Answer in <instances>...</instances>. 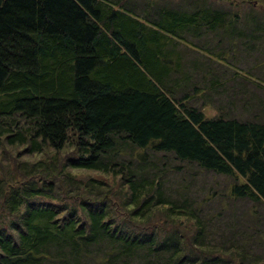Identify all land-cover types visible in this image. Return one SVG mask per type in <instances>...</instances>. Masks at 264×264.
I'll return each mask as SVG.
<instances>
[{"label":"trees","instance_id":"1","mask_svg":"<svg viewBox=\"0 0 264 264\" xmlns=\"http://www.w3.org/2000/svg\"><path fill=\"white\" fill-rule=\"evenodd\" d=\"M263 69L264 0H0V264L258 262L255 217L164 184L175 160L264 205V86L226 85Z\"/></svg>","mask_w":264,"mask_h":264},{"label":"rangeland","instance_id":"2","mask_svg":"<svg viewBox=\"0 0 264 264\" xmlns=\"http://www.w3.org/2000/svg\"><path fill=\"white\" fill-rule=\"evenodd\" d=\"M140 11V7H138ZM195 57H201V54L195 53L193 54ZM234 63V66L231 68L232 70L226 69V67H222V72L229 76V71L236 70L238 72L245 70H253L254 63H255V55L246 56L244 54L239 55L234 60H231ZM264 73V69L262 70ZM258 74V72H255ZM260 73V72H259ZM230 78V77H229ZM229 91L235 93L238 89H242L244 86L247 87V92L252 94L255 90L254 87L257 89L260 86H264L260 81L257 80L256 77H248L244 72H241L238 77L229 79L226 82ZM259 86V87H258ZM245 88V87H244ZM256 91V90H255ZM212 94V99L216 100L218 98H222L216 96L214 90L209 91ZM225 98V97H223ZM200 101L196 103L199 105ZM238 107V105H237ZM236 107V108H237ZM203 112L206 117L213 118L216 115V111L213 107L206 106L203 108ZM9 164L13 163V160H8ZM170 163L174 166H178L180 168L185 167L182 169L181 172H173L165 177V188L169 194L172 196L178 197L177 189L182 188L184 186L187 187V196L195 200L197 205L202 204V209L204 213H214L222 211V218H220L217 222L223 229H225L226 222H233L238 221L239 223H245L250 216L256 222L253 223L256 225V228H259V224L261 225V233H264V228H262L264 224V205L263 204H256L253 206L251 203L245 200H231V192L232 186L234 182L225 176L216 175L213 173L205 172L198 169L195 166L187 165L184 163H179L175 160H171ZM92 176L96 178H100L101 176L94 173H79V178H86V176ZM107 181H111L110 179H106ZM206 200V201H205ZM205 201V202H204ZM257 238V237H256ZM257 244L254 245L248 252L247 257L253 258V256L257 255L258 257H262L258 262L255 264H259L263 262L264 264V234L263 239H257ZM246 263H251L246 260Z\"/></svg>","mask_w":264,"mask_h":264}]
</instances>
